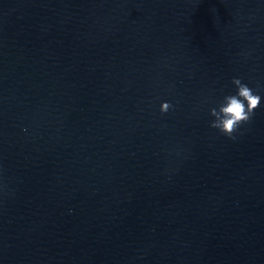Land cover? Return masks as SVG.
<instances>
[{
    "label": "water",
    "instance_id": "1",
    "mask_svg": "<svg viewBox=\"0 0 264 264\" xmlns=\"http://www.w3.org/2000/svg\"><path fill=\"white\" fill-rule=\"evenodd\" d=\"M225 8L0 0V264L198 263Z\"/></svg>",
    "mask_w": 264,
    "mask_h": 264
},
{
    "label": "clouds",
    "instance_id": "2",
    "mask_svg": "<svg viewBox=\"0 0 264 264\" xmlns=\"http://www.w3.org/2000/svg\"><path fill=\"white\" fill-rule=\"evenodd\" d=\"M232 83L236 86L237 92L224 97L223 103L217 108L210 110V115L215 117L210 127L219 130L221 134L235 139L234 133L242 124L248 123L255 110L260 105L261 97L254 94L253 89L242 83L241 79L233 78ZM172 105L169 102L161 104L160 111L166 113Z\"/></svg>",
    "mask_w": 264,
    "mask_h": 264
}]
</instances>
